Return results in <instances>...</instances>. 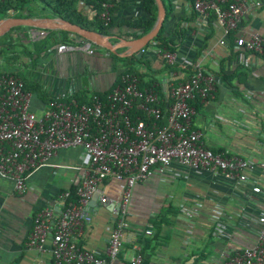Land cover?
I'll use <instances>...</instances> for the list:
<instances>
[{
    "label": "crops",
    "instance_id": "obj_1",
    "mask_svg": "<svg viewBox=\"0 0 264 264\" xmlns=\"http://www.w3.org/2000/svg\"><path fill=\"white\" fill-rule=\"evenodd\" d=\"M169 1L173 11L162 28L164 36L177 45L179 67L187 63L201 64L217 79L214 100L194 101L198 108L194 129L203 133L206 145L212 150L239 156L259 167L249 173L244 183L177 163L164 173L155 172L133 191L123 251L112 264H129L139 242H145L142 247L146 264H221L225 257L252 246L260 230L264 198L253 194V186L264 189V167H261L264 165V54L237 47L238 34L233 35L234 40L228 38L226 45H221L224 31L216 21L198 17L189 0ZM118 3L111 34L117 42L127 40L119 36L131 32L125 22L147 20L142 0H118ZM80 10L90 18L94 16L84 4ZM43 14L32 18H58L49 11ZM242 28L247 36L258 33L264 37V7L251 11L243 19ZM45 30L48 36L35 40L38 30L26 26L11 29L9 43L16 48L10 49V57L18 55L19 58L11 61L10 66L2 58L1 71L12 70L28 84L41 86L38 92L44 93V97L56 101H79V96L89 94L90 97L96 93L109 95L122 82L124 66L116 64L102 48L93 55L83 51L61 54L55 45L43 51L40 58L36 54L33 58L19 55L22 46L33 50L34 43L46 40L54 32ZM121 50L119 54H125L127 49ZM157 50L150 47L142 56L154 70L163 67ZM180 72L173 75L177 78ZM238 73L241 76L237 78ZM225 76H233V87ZM171 79L160 77L158 84L166 98L169 97L166 84ZM28 93L34 112L42 114L47 107L45 102L37 91ZM83 155L81 148L59 152L52 164L60 168L45 167L34 173L23 195L15 192L12 180L0 177V264H53L51 241L40 251L28 247V239L35 216L45 208H59L63 204L61 194L79 185L82 174L73 168L81 167ZM125 187L123 181L108 180L102 190L109 203L103 204L101 197H97L86 207L91 221L86 224L80 244L98 256H107L118 220L113 209L122 201ZM147 231L153 234L149 236Z\"/></svg>",
    "mask_w": 264,
    "mask_h": 264
},
{
    "label": "built area",
    "instance_id": "obj_2",
    "mask_svg": "<svg viewBox=\"0 0 264 264\" xmlns=\"http://www.w3.org/2000/svg\"><path fill=\"white\" fill-rule=\"evenodd\" d=\"M101 18L108 26L112 19V5L104 4ZM264 7V0H195L194 10L203 20L214 16L223 29L225 38L238 34L236 46L254 54H264V37L253 33L247 36L242 28L243 19L251 12ZM48 36L46 30L36 31L35 40ZM83 51L95 53L89 42L83 45L62 44L58 53ZM158 56L169 66H178L177 53L157 50ZM192 68L193 75L178 73L169 82V97L163 99L157 87L139 89L140 80L135 75L122 79L106 100L99 94L88 97L80 104L75 99L53 100L37 114L32 108L29 93L22 78L0 74V177L14 182L15 192L25 194L27 182L34 173L53 165L61 151L83 149L81 180L77 185V201L71 200L70 191L61 194L59 208H45L34 220L28 247L40 251L51 241L53 264H112L124 246V234L129 228L128 208L136 187L145 184L155 172L164 173L172 164L209 172L227 180L247 182L249 173L257 165L239 156L214 153L203 133L194 129L196 108L192 102L215 99L217 79L201 64L187 63L183 69ZM264 167V165H261ZM110 179L126 185L112 231L107 256L101 257L83 245L85 227L91 221L86 207L96 194L103 204L109 199L102 187ZM253 194L262 195L261 186H253ZM260 230L256 242L239 252L225 257L221 264H264V203L259 218ZM152 231H147L151 236ZM135 255L129 264H144L142 246L134 247ZM39 264H46L41 262Z\"/></svg>",
    "mask_w": 264,
    "mask_h": 264
},
{
    "label": "trees",
    "instance_id": "obj_3",
    "mask_svg": "<svg viewBox=\"0 0 264 264\" xmlns=\"http://www.w3.org/2000/svg\"><path fill=\"white\" fill-rule=\"evenodd\" d=\"M166 10H167V16L166 20L170 17L173 6L172 3L169 0H163ZM192 7H194L195 0H189ZM40 4L44 5L43 7L40 6ZM81 4H84L87 6L92 13H94V16L90 18L89 16L85 15L81 10L80 6ZM104 4H110L112 5V8L110 9L111 14V23L106 26V23L101 18L103 12H104ZM142 6L143 10L146 13L147 20L141 23H133V22H125V26L130 28L131 32L129 34L119 36V38H127V40H134L138 39L146 34H148L155 26L158 18V6L156 3V0H142ZM119 8L118 0H1L0 1V19L3 18H9V17H21V18H32L35 16H44V12L49 11L53 16L58 17L60 19L69 21L75 25H78L84 29L87 30H95L103 35L112 36V30L115 27L113 23V15L116 10ZM195 11V10H194ZM210 20L216 21V18L212 16ZM16 28H13L14 31ZM180 33V32H179ZM181 35V33L179 34ZM235 34L230 35V39L234 40L235 37L233 36ZM118 38V39H119ZM86 40L79 38L75 34L66 32V31H54L51 32L49 37L41 42H36L33 44V50H27L25 46H22L23 51L21 56H29L33 58L35 54L40 58V55L43 53V51H48L49 48L56 45L58 46L62 44H69V45H77L81 46ZM113 43H117V40H112ZM156 47L157 49H161L163 51H168L171 53H176L177 51V45L174 41H171L169 38H166L164 36V29L162 28L160 30V33L156 39H154L148 47H146L145 50H147L150 47ZM16 48V45H12L9 43V36L6 34L2 38H0V61L3 58L4 63L7 66H10L11 61H16L19 57L16 55L15 57H10V49ZM99 51L98 47H95V52ZM123 50H119L118 53H121ZM103 52L108 53L115 61L116 64H121L124 66L125 71L121 74L122 79L129 75H135L140 80L139 89L145 90L147 88L157 87V91L159 92L160 96L163 99L166 98V94L162 88H159L160 83V77H164L169 79L173 82V80L176 78L173 74H176V71H182L186 74L185 79H179L175 81L174 83H180L186 81L190 75H193L192 68L189 69H183V67L178 66H169L167 65L163 60L162 64L163 67L158 70H154L151 63L144 60V57L138 59L136 55L128 58H121L120 56L113 54L109 52L108 50H104ZM4 72L0 69V74H3ZM5 74L8 75H14L16 76L15 72L12 70L7 71ZM239 73L237 74V78ZM24 78V77H22ZM226 82L230 84L233 87V76L226 77ZM26 86V91L34 90L39 93V98L45 102L46 105L50 104L51 101H53V98H46L44 93L38 92L40 90L41 86L37 84H28V81L24 78L23 79ZM121 84V83H120ZM119 84V85H120ZM86 93V92H85ZM86 93L85 95H87ZM93 94V93H92ZM91 94V95H92ZM101 96L102 99L106 100L107 94H100L96 93ZM238 94V93H237ZM89 96V94H88ZM88 96L84 97H77L79 100L78 102L80 104H84L87 102ZM81 97V99H80ZM73 99H69L67 102L72 101ZM76 100V99H75ZM200 100L197 99V102ZM192 105L198 110L195 102H192ZM214 151V150H213ZM214 153H221L219 151H214ZM76 187H72L70 189L71 193V200L77 201L78 198L76 196ZM65 192V191H64ZM157 224H155L156 226ZM145 242H139L141 246H143ZM142 254L144 257V249L142 247ZM147 259L144 258V264H146Z\"/></svg>",
    "mask_w": 264,
    "mask_h": 264
},
{
    "label": "water",
    "instance_id": "obj_4",
    "mask_svg": "<svg viewBox=\"0 0 264 264\" xmlns=\"http://www.w3.org/2000/svg\"><path fill=\"white\" fill-rule=\"evenodd\" d=\"M158 6V18L154 28L146 35L134 39H121L117 43L112 42V37L103 35L95 30H87L69 21L60 18H3L0 19V38L8 34L11 29L16 27H29L33 29H47L50 31H66L75 34L79 38L88 41L90 44L98 46L104 50L120 56L121 58H128L136 55L138 59L142 58L144 51L148 45L158 37L161 28L164 26V21L167 16V11L163 0H156ZM121 49H127L125 54H119ZM169 90V81L166 84ZM168 92V91H167ZM100 197L96 194L93 198ZM92 202V201H91ZM90 202V203H91Z\"/></svg>",
    "mask_w": 264,
    "mask_h": 264
},
{
    "label": "clouds",
    "instance_id": "obj_5",
    "mask_svg": "<svg viewBox=\"0 0 264 264\" xmlns=\"http://www.w3.org/2000/svg\"><path fill=\"white\" fill-rule=\"evenodd\" d=\"M35 30H45V29H35ZM85 42H88V41H85ZM93 46H94V49H95V47H98V46H95V45H93ZM99 49H101V48H99Z\"/></svg>",
    "mask_w": 264,
    "mask_h": 264
},
{
    "label": "rangeland",
    "instance_id": "obj_6",
    "mask_svg": "<svg viewBox=\"0 0 264 264\" xmlns=\"http://www.w3.org/2000/svg\"><path fill=\"white\" fill-rule=\"evenodd\" d=\"M41 7H43L44 5L40 4Z\"/></svg>",
    "mask_w": 264,
    "mask_h": 264
}]
</instances>
